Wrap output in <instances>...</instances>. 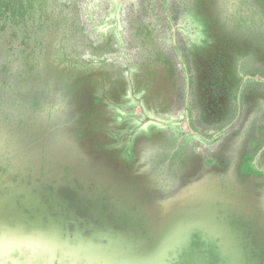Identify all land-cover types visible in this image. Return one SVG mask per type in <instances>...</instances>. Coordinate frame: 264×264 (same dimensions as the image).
Here are the masks:
<instances>
[{
    "label": "rangeland",
    "instance_id": "374dc122",
    "mask_svg": "<svg viewBox=\"0 0 264 264\" xmlns=\"http://www.w3.org/2000/svg\"><path fill=\"white\" fill-rule=\"evenodd\" d=\"M128 1L82 0L71 14L68 0H3L0 36L8 46L26 53L29 68L56 67L75 86L68 91V108L53 110L41 130L49 141V151L41 157L46 169L55 171L54 177L63 182L82 185L94 205L99 202L105 213H115L119 224H111L116 227L112 236L133 230L144 238L150 233L149 248L126 255L124 242L105 244L93 233L71 229L65 221L48 223L39 217L33 221L24 211L20 221L0 222V264H175L196 227L222 247L226 264H264V150L256 151L253 140L238 156L207 161L196 156L208 154L225 133L206 141L192 131L184 112L162 103L153 90L155 82L135 78L136 52L123 41L122 13ZM209 1L183 3L177 29L188 39V49L206 54L218 73L264 80V74L253 73L264 69L260 64L264 27L257 24V16L250 23L256 27L223 36L218 24L223 17L212 5L222 0ZM227 4L231 20L240 24L238 18L247 15L235 14L237 0ZM68 13L82 24L87 38L70 40L55 28H68ZM47 20L56 25L46 26ZM11 164L0 151V196L16 189L18 201L20 194L29 193L31 183L38 185L42 171L31 166L15 169ZM212 168L227 171L236 190L216 188L215 200L195 201L193 197L207 193L186 191L190 184L183 185L184 180H199L203 171ZM156 184L163 186L165 195L160 199L166 200L159 211L141 216L133 204L155 195L160 189ZM50 198L41 195L40 202L48 205ZM68 208L73 213L77 209ZM14 222L23 227H15ZM9 236L12 239L5 242ZM20 245L33 247L38 260L32 262L29 249L19 253ZM11 247L16 249L9 254Z\"/></svg>",
    "mask_w": 264,
    "mask_h": 264
},
{
    "label": "trees",
    "instance_id": "16d2710c",
    "mask_svg": "<svg viewBox=\"0 0 264 264\" xmlns=\"http://www.w3.org/2000/svg\"><path fill=\"white\" fill-rule=\"evenodd\" d=\"M184 1H128L122 13L123 41L126 47L136 52L135 63L139 72L135 78L155 82L153 90L162 98V103L172 111L184 112L192 131L206 141L218 133H225L211 150L208 149V154L196 155L199 159L223 160L227 155L238 156L247 152L248 144L253 140L257 141L256 151H263L264 80L218 73L206 54H196L188 49V39L177 29ZM229 1H209L223 17L218 21L223 36L232 34L233 30L242 32L256 27L250 25L254 16L259 19L257 24L264 27V0H237L235 14L243 13L247 17L238 18L241 23L236 25L228 13ZM1 2L3 0H0V10ZM80 5L82 0H68V12L72 14V9L78 10ZM69 13L68 28L50 24V20L45 25H56L55 28L59 27L61 34L70 40L87 38L88 32ZM2 22L0 19V25ZM25 62L26 53L17 46H8L0 36V151L7 162L35 166L49 151V141L41 132L43 125L53 110L68 108V91L75 86L72 80H64L56 67L37 64L29 68ZM260 64H264V59ZM253 73L264 74V69ZM196 178L185 179L186 184H183H190L186 191L207 193L206 196L193 197L195 201L215 200L212 194L216 188L236 190V182L232 183L225 170L208 169L203 171L199 180ZM161 186L156 184L160 188L157 193L141 197L143 201L134 202V208H139L140 212L158 210L166 200L160 199L165 195Z\"/></svg>",
    "mask_w": 264,
    "mask_h": 264
},
{
    "label": "flooded vegetation",
    "instance_id": "af4514ba",
    "mask_svg": "<svg viewBox=\"0 0 264 264\" xmlns=\"http://www.w3.org/2000/svg\"><path fill=\"white\" fill-rule=\"evenodd\" d=\"M5 162L11 164L9 161V163L7 161ZM41 162H38L35 166L29 165L42 171L38 180V185L34 186L33 183L29 185L31 188H29V193L26 192L23 195L20 194L18 201H16L17 198L15 197L17 196L16 193H14L16 189H12L10 192L2 191L3 196H0V203L4 205V207H0L1 211H3L0 212V222H8L10 219H13V221H20L19 219H23L24 217L22 216V212L25 211L28 213V216H30L29 219L33 221H36L35 219L37 217L44 219L45 221L47 220L48 223L59 219L68 223L73 230L78 229L79 231H86V234L93 233L96 239H100L102 243L105 244L112 243L113 240L119 241L116 243L124 242L125 245L123 251L126 255L134 254L139 249H144L145 251L149 248L150 233L146 234L144 238L141 235L138 236L133 230L128 233L120 232L118 234H113L114 236H112V232L116 230V227H113L111 224H119V222H116L115 213H105V209H103L104 207L99 206V202L94 205L93 201L89 200L87 193L81 190V187H83L82 185H77L78 183L75 182L72 183V181H68V179L63 182L61 179L54 177L56 176V172L46 169L43 162ZM29 166L26 165V167ZM12 167L15 169L20 168V166L15 164H13ZM56 190L57 192H60V194L54 197L51 192ZM65 192L68 193L65 195ZM41 195H48V197H51V203L48 205L44 204L45 201L41 203ZM62 196L65 200H63ZM69 206H71V209L77 208L74 213L69 210ZM12 207L16 208L13 209ZM6 208L11 209L7 210ZM159 210L160 209L151 212H140V215L143 216L146 213H154ZM130 211H132V209H130L129 212ZM79 213L85 215H80ZM19 224V222H14L15 227H23V225ZM152 234L154 235V232H152ZM120 238H123L124 241ZM11 239L12 236H9L5 237L4 240L6 242ZM159 240H161V236H155V241H157L155 246L157 248L159 243H161ZM118 247H120L119 244ZM14 249H16V247H11L9 254H11ZM26 249L30 250V254H33L31 252L33 247L30 248L28 246L20 245V248L18 247L16 250H18L19 253H24ZM117 249L119 250V248ZM167 251L163 253L165 256L168 253ZM221 251L223 252L222 247L215 244V239L213 237H210L204 229L196 227L192 230L188 240L184 243L182 253H180L178 258H175L174 260L176 262L175 264H224L226 256L223 255ZM34 254L36 255L37 253ZM34 254L31 258L33 263L38 260Z\"/></svg>",
    "mask_w": 264,
    "mask_h": 264
}]
</instances>
